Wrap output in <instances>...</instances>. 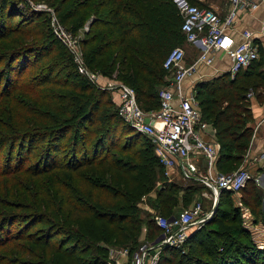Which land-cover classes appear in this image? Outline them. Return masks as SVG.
<instances>
[{"label":"trees","instance_id":"trees-1","mask_svg":"<svg viewBox=\"0 0 264 264\" xmlns=\"http://www.w3.org/2000/svg\"><path fill=\"white\" fill-rule=\"evenodd\" d=\"M15 1L0 0V10L6 13L0 41L12 47L0 54V63L6 60L0 70V104H5L0 110L7 111L6 117H0V264H109L110 248L105 243H128L132 249L139 245L142 197L156 188L152 204L161 214H177L181 210H174L179 201L175 191L181 185L164 182L157 186L165 173L150 139L113 109L106 90L79 71L74 55L56 37L49 14L44 27L37 20L43 11H28ZM187 1L206 6L200 0ZM156 2L162 4L158 0H102L105 12L94 19L89 32L94 31L93 25L109 26L113 36L109 44L91 49L92 58L85 53L92 63L110 48L120 47L119 55L131 61L127 83L135 88L139 103L150 110L160 104L158 90L166 81V55L186 42L175 1L164 3L169 15L159 12L152 17L149 12L158 7ZM88 6L56 5L55 11L66 20ZM144 13L149 20L143 19ZM97 37L98 33L91 35L83 44L92 45ZM34 38L43 40L45 46ZM259 45L260 57L234 77L224 73L197 84L203 118L212 123L221 144L217 168L222 172L238 169L252 143L247 94L253 91L261 98L264 92V47ZM62 63L68 68L65 76L59 69ZM35 69L40 70L37 77L25 82L26 73ZM26 90L36 99L24 95ZM19 101L26 104L24 108ZM19 109L35 117L16 123L13 114L17 116ZM37 148L42 152L36 164L27 167ZM56 168L65 171L55 192L61 199L57 203L56 187H41L40 182V177ZM27 171L37 178L33 197L21 183ZM241 191L242 202L264 223L255 181L251 179ZM230 194L220 192L215 213L188 237L186 251L166 246L159 264H264V247L256 246L242 226L241 209L233 205ZM191 196L180 198L182 204H189ZM153 219L147 220L151 241L162 232ZM195 243L208 247L204 257L194 252Z\"/></svg>","mask_w":264,"mask_h":264},{"label":"built area","instance_id":"built-area-1","mask_svg":"<svg viewBox=\"0 0 264 264\" xmlns=\"http://www.w3.org/2000/svg\"><path fill=\"white\" fill-rule=\"evenodd\" d=\"M174 1L183 18L182 31L186 42L198 50V56L192 61H186L182 45L175 46L168 52L163 66L171 78L159 87L158 109L144 110L137 100L135 88L129 84L118 85L114 81H108L105 87L120 88L119 115L150 139L165 174H170L172 168L179 167L185 177L196 178L209 188V191L208 189L203 191L204 195H212L217 199L221 191L239 192L251 179L259 182V178L245 167L229 172H222L216 168L217 148L201 134V126L206 120L198 105L197 89L186 94L183 81L197 72L200 63L212 64L215 51H223L230 56L231 64L225 73H229L231 77L259 58L260 43L252 30L242 31L240 40H237L230 31L235 25L239 9L251 10L260 6L264 9V0H226L230 4V9L225 17H221L209 5H199L187 0ZM52 19L53 25H56L55 15ZM56 29H61L57 30L56 34L68 45L67 41L71 40V35L63 30L58 22ZM74 59L83 75L91 81L97 78L99 73L89 72L78 54H74ZM247 95L251 97L253 91H249ZM201 156L208 160L206 172L201 171L198 163ZM154 215L163 237L158 239L159 234L152 241H143L136 249L128 246L111 247L109 264H159L161 252L166 246L186 251V242L190 236L188 227L192 224L201 227L212 213L204 211L198 201L192 208H184L177 214L166 216L157 211Z\"/></svg>","mask_w":264,"mask_h":264},{"label":"rangeland","instance_id":"rangeland-1","mask_svg":"<svg viewBox=\"0 0 264 264\" xmlns=\"http://www.w3.org/2000/svg\"><path fill=\"white\" fill-rule=\"evenodd\" d=\"M167 2H168V0H158V3H162V4L157 5V2H156V6H158V7H156V8L153 7V9L149 12V15H151L153 17V15L159 14V12L161 14H163L164 16L169 15L170 12H168V6L164 4ZM172 2H173V0H172ZM15 3L19 4L20 7H23L28 11H30L29 9H31V8L43 11L44 13L42 14V16H39L37 20H38V23L41 22L44 25V27H46L45 18H47L48 14H49L50 23L52 24L53 31L55 32V35L58 38V40L61 41L60 36L57 35L56 33H57V30H61V29H56L57 22H58V24H60V26L63 28V30H65L67 33H69L71 35V40L67 41L68 45L61 42V43H63V49L64 48L68 49L73 55L78 54L80 57V61L87 67V70L89 72L99 73L97 78L93 79L94 84H95V86L106 90L107 94L105 97L108 99H113V103H114L113 109L115 111H118V105L121 102L120 88L118 86H116L113 89H108L105 86L108 85V81H111V82L114 81V82H116V84H118V83L119 84H121V83L128 84L127 83V76L130 73L129 71L131 69V61L130 60L127 61L123 56L119 55L120 47H116V48L112 47L105 54H103L102 57H96L92 61V63L90 62L91 64L87 62V59L92 58L94 55V52L91 53V49L93 47H96V46L109 44L111 42V37L113 36V31L109 26H100V27L98 26L97 27V26L93 25L92 29H94V31L89 32V29H91L90 25H91V23H93L94 19L99 18V17L101 18L105 12V10H103V11L101 10V4L100 3H102V0H92V1L91 0H16ZM87 3L89 4V6L87 8L83 9L78 15L76 14L73 17L67 18L66 20L62 17L61 13H58L55 11L56 5H62L64 7L77 6V8H78L81 5H87ZM138 8H140V7H138ZM78 12H79V10H78ZM83 14H84V16H83ZM53 15H55L56 25H53V19H52ZM81 16H83L84 22H83V19L81 20V18H80ZM142 16H143V19L149 20L146 13L142 14ZM17 17L18 16H15V19H17ZM2 19H6V13H2V11L0 10V24L2 23ZM139 25H141V24H139ZM59 32L62 34L61 31H59ZM96 33H98V37H97V40L92 45L83 44V41L85 38H89L91 35L94 36ZM42 41L43 40H36V38H34L35 43L43 44L44 42L42 43ZM29 43H31V42H29ZM56 45L60 46L59 43H57ZM189 45H191V44H189ZM46 46H48V44ZM11 48L12 47L7 46V41H4V40L0 41V54L4 55ZM183 48L185 49V58L189 59L190 54H192V53L190 52V54H189L188 48H186V46L185 47L183 46ZM85 53H86L88 58L85 57ZM62 64H59V69H62V72H63L62 76H65L67 74L68 68L65 67L64 64L63 65ZM4 67H6V60H3L0 63V70ZM104 70H105V72H107V74H105L103 72ZM39 71H40L39 69L28 71L27 72L28 74L26 73V75L23 77V79H26L25 82H27V81L31 82L34 80V78L37 77ZM170 78H171V75L166 70V76L164 79L167 80ZM40 88H41V90L44 89L43 87H40ZM56 91L59 94H61V92H62L61 89H56ZM22 93L24 95L30 94L28 96H33V95H31L33 93H30L27 90L22 91ZM96 95H98V94H96ZM34 96L32 98H34ZM34 99H36V98H34ZM137 100H138V98H137ZM39 101L42 102V101H44V99L41 98V99H39ZM19 103L21 104L22 108H24L26 105L24 102L22 103L19 101ZM4 105H5L4 103H1L0 107H3ZM142 105H141V107L144 110L150 111V109H147L144 104H142ZM156 109H158V108H156ZM17 112H18L17 116H15L13 114V119H15L14 122H16V123L21 122V120L23 118H26V121H28V120L32 119L33 117H35L29 111H25L23 109H19ZM6 116H7V111H5L4 109L0 110V117H6ZM16 118H17V120H16ZM26 121H24V122H26ZM31 125L32 124H29L26 127H29ZM28 129L33 130V129H35V127L34 128H28ZM40 151L42 152L41 148L35 149L31 160L26 164L27 167L34 164V163L36 164V161L38 160V158L40 156L38 154ZM4 153L5 152H2V160L3 161H4V156H5ZM16 154H18L17 151H16ZM53 171H55V172L50 173V174H45L42 177H40L41 180L40 179L39 180L41 182V187H42V185H44V186L48 185L49 187L50 186L56 187V189L53 192L55 194V196H54L55 201L54 202L57 203L61 199L59 200V197L57 196V194L55 192L59 189L58 184L65 177V175L63 174V173H65V171L61 170V168H56ZM165 176H166V174H165ZM165 176H164V178H165ZM21 178H22L21 183L25 184L26 187L28 186L30 196L33 197V191H34L33 181H37L36 176L34 175V173L27 171L21 176ZM55 182H57V183H55ZM178 182L180 184L189 183V182L183 180L182 178L179 179ZM157 184H158V182H157ZM184 188L185 187H181L180 189L175 191L176 195H178L179 198L186 197V195L189 196V194L194 195L193 193H188L187 191H185ZM206 188L207 187H205L204 189L199 188V193L194 195V199H192V201H191L192 202V204L190 206L191 208L199 201L203 206V210L205 209L204 211H211L212 209L213 210L217 209L218 202L214 203L212 208H210V206H208V204H205V202L199 198L200 193H203V191H207L208 188L207 189ZM149 194L150 193H148L147 195H144L142 197V199L140 200V202L138 203V205L140 207V215L143 218V223L140 226L139 235L137 236V244H140L143 241L151 240L148 237L151 227H150L149 223L147 222V220L149 218H154L155 215L149 211V206H147V204H152L151 201H152L153 197H151ZM28 195H29V193H28ZM206 209H208V210H206ZM60 211L62 212V210H60ZM214 213H215V211H212V215ZM247 215L248 214H244V212L241 211L242 226L249 230L250 236L254 241V235L258 236L259 230H257V228H255V227H253L252 221L250 220L249 216H247ZM153 220H155V219H153ZM208 241H210V240L208 239ZM186 244H187V242H186ZM195 244L198 246H196V251H194V252L198 256L204 257L205 256L204 251L208 247L206 246V248H205V246L202 244H197V243H195ZM105 245H107L109 248H111V247L112 248H122V247H127L129 244L128 243L126 244L123 242L110 241V243H105ZM255 245L258 246L257 243H255ZM128 247H130V246H128ZM137 247L138 246H136L135 249ZM186 247H187V245H186ZM258 247L263 248L264 246H258ZM186 250H187V248H186ZM109 259H110V253H109Z\"/></svg>","mask_w":264,"mask_h":264},{"label":"crops","instance_id":"crops-1","mask_svg":"<svg viewBox=\"0 0 264 264\" xmlns=\"http://www.w3.org/2000/svg\"><path fill=\"white\" fill-rule=\"evenodd\" d=\"M201 3L206 4L214 8L221 17H225L229 13L230 4L226 0H200ZM250 29L255 33V37L257 41L264 47V9L262 6L256 9H239L237 12V16L235 19V25L231 29V33L237 40L241 39V32L244 30ZM188 44V45H187ZM190 43L185 42L184 47L188 48L190 58L186 59V61H192L198 56V50L194 46L189 45ZM214 61L212 64L200 63L198 65L197 72L192 76L185 78L183 81V89L186 94L191 93L194 89H197V84L199 82L208 81L214 79L215 77L222 75L226 72L231 64V58L227 55V53L223 51H215L213 52ZM200 76V77H199ZM197 78V79H195ZM262 97L260 98L257 93L253 92V95L249 97V108L252 112V119L249 122V125L253 128L254 134L251 146L248 152L245 154L243 161L240 167L248 168L255 176H258L259 182H256L257 192L263 202L264 208V92L262 91ZM178 103V100L176 101ZM201 134L203 138L214 144L217 148V159L220 155L221 144L216 136V131L211 122L206 121L201 126ZM199 166L201 167L202 172L208 171V160L205 157L198 158ZM217 168V160L215 164ZM218 169V168H217ZM215 172V170H213ZM183 179L189 183L180 184L178 182L179 179ZM164 182H173L178 183L181 187H185V191H189L196 195L199 193V188L207 187L204 183L196 178H187L184 176V173L179 167H175L171 169L170 174L165 176L164 180H159L157 186L163 185ZM208 188V187H207ZM206 188V189H207ZM209 189V188H208ZM209 191V190H208ZM230 192V191H229ZM152 200L156 199L157 190L156 188L150 192L149 194ZM194 195L191 196V201L194 199ZM220 195V194H219ZM231 198L234 201L233 205L239 207L244 214H248L250 220L252 221L253 227L259 230L258 236L254 235V242L257 243L258 246H264V223L261 219L256 220V217L252 214L251 210L248 206H246L242 202V191L239 192H231ZM201 196V197H200ZM212 195H204V193L199 194V198L208 204L210 208L214 205V203L219 201V196L216 199L215 196ZM189 202L186 206L182 204L181 199L174 206V210L179 212L183 210V208H190L192 202ZM149 206V211L152 214L160 211L159 208L154 206L153 204H147ZM205 210V209H204ZM208 210V209H206ZM211 210V209H210ZM216 210V209H215ZM206 211L211 212L215 211ZM245 216V215H244ZM246 221V220H245ZM247 222V221H246ZM200 227L192 224L188 227V232L191 235Z\"/></svg>","mask_w":264,"mask_h":264},{"label":"water","instance_id":"water-1","mask_svg":"<svg viewBox=\"0 0 264 264\" xmlns=\"http://www.w3.org/2000/svg\"><path fill=\"white\" fill-rule=\"evenodd\" d=\"M162 237H163V234H160L159 237H158V239H159V238H162Z\"/></svg>","mask_w":264,"mask_h":264}]
</instances>
